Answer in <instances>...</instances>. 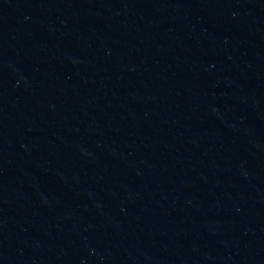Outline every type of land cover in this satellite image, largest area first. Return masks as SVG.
Wrapping results in <instances>:
<instances>
[{
    "label": "water",
    "instance_id": "water-1",
    "mask_svg": "<svg viewBox=\"0 0 264 264\" xmlns=\"http://www.w3.org/2000/svg\"><path fill=\"white\" fill-rule=\"evenodd\" d=\"M0 264H264V0H0Z\"/></svg>",
    "mask_w": 264,
    "mask_h": 264
}]
</instances>
